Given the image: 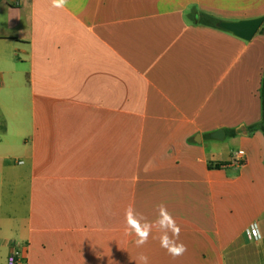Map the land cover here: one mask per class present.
I'll list each match as a JSON object with an SVG mask.
<instances>
[{
	"label": "crops",
	"instance_id": "0c3cea01",
	"mask_svg": "<svg viewBox=\"0 0 264 264\" xmlns=\"http://www.w3.org/2000/svg\"><path fill=\"white\" fill-rule=\"evenodd\" d=\"M193 10L264 0H0V264H264L245 231L264 232V35ZM130 205L153 224L164 205L187 251L156 226L137 247Z\"/></svg>",
	"mask_w": 264,
	"mask_h": 264
},
{
	"label": "clouds",
	"instance_id": "9594fccd",
	"mask_svg": "<svg viewBox=\"0 0 264 264\" xmlns=\"http://www.w3.org/2000/svg\"><path fill=\"white\" fill-rule=\"evenodd\" d=\"M66 4L67 0H52V6L55 8H63ZM125 219L127 225L126 234L135 235V244L137 247H142L148 242L152 228L156 226L163 232V235L159 237L160 246L169 255L175 258L183 255L187 251L185 244L177 242L181 229L164 205L159 206V217L154 224L148 222L142 215L137 214L131 205L126 210ZM245 231L248 240L252 241L255 247L260 248L264 245V232L261 231L258 222H253ZM138 259L141 264H148L147 256L141 255Z\"/></svg>",
	"mask_w": 264,
	"mask_h": 264
},
{
	"label": "water",
	"instance_id": "95a60500",
	"mask_svg": "<svg viewBox=\"0 0 264 264\" xmlns=\"http://www.w3.org/2000/svg\"><path fill=\"white\" fill-rule=\"evenodd\" d=\"M264 23V18L243 20V21H220L217 27L227 33L244 41H251L253 37L260 31ZM215 139L223 140L224 133L222 130L212 135Z\"/></svg>",
	"mask_w": 264,
	"mask_h": 264
},
{
	"label": "trees",
	"instance_id": "16d2710c",
	"mask_svg": "<svg viewBox=\"0 0 264 264\" xmlns=\"http://www.w3.org/2000/svg\"><path fill=\"white\" fill-rule=\"evenodd\" d=\"M190 17L198 25L218 29L217 24L220 22V20L216 19L215 17L209 16V15H206L203 13H199V12H196L194 10L190 13ZM259 33L261 35H264V27L261 28ZM260 99H261V107H262V119H261L260 123L250 127V129L259 130L264 134V71H263V76H262V85H261V89H260ZM229 134L231 136H235L236 133L234 131H231ZM224 165L225 164L210 165V168L211 169H213V168L219 169L220 167H222Z\"/></svg>",
	"mask_w": 264,
	"mask_h": 264
},
{
	"label": "built area",
	"instance_id": "2783aa9c",
	"mask_svg": "<svg viewBox=\"0 0 264 264\" xmlns=\"http://www.w3.org/2000/svg\"><path fill=\"white\" fill-rule=\"evenodd\" d=\"M238 156L242 159L244 156V152H239ZM18 255L19 253L17 251L13 252L8 259V264H16L18 260Z\"/></svg>",
	"mask_w": 264,
	"mask_h": 264
}]
</instances>
